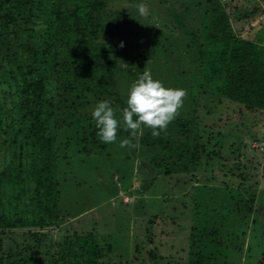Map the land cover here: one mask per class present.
I'll list each match as a JSON object with an SVG mask.
<instances>
[{"label": "trees", "instance_id": "16d2710c", "mask_svg": "<svg viewBox=\"0 0 264 264\" xmlns=\"http://www.w3.org/2000/svg\"><path fill=\"white\" fill-rule=\"evenodd\" d=\"M112 1L0 0V264H102L112 252L113 244L102 246L94 230L63 233L61 239L48 243L51 229L59 226L63 204L59 170L63 162L90 157L97 147L105 150L97 136L92 103L107 101L118 109L119 120L129 92L120 93L118 78L126 79L129 72L134 77L125 81L135 82L155 57H163L170 78H193L187 81L189 87L179 80L187 91L186 113L176 116L159 137L148 128L139 137L137 150L149 167L141 194L162 188L161 178L183 176L176 185L185 194L176 196L173 212L184 218L185 225L179 227L188 236L181 249L186 258L175 259L173 253L160 251L150 230L154 220H149L148 237L142 242L150 248L143 251L147 258L139 264H223L203 242L221 245L219 236L227 223L243 221L248 210L255 214L249 239L256 244L254 251L247 248L243 264H264V218L257 226V206L264 213V190L257 195L255 182L246 185L255 164L245 165L239 154L229 170L241 179L238 186L244 188L246 199L241 189L225 181L220 203H209L204 196L195 199L187 189L192 181H216L213 168H204L203 179L201 167L205 160L210 165L209 161L222 158L218 139L209 135L202 141L205 125L197 113L199 101L212 104L207 106L209 112L215 102L226 101L248 114L264 116V43L256 36L240 35L231 22V17L249 19L257 10L243 12L222 0H159L168 5L171 22L183 36L163 41L160 30L151 32V15L140 16L137 10L136 5L147 2L129 0L109 11ZM123 34L130 41L121 47ZM179 44H184L183 50L176 54L172 48ZM118 131L119 137L130 135L123 127ZM167 218L174 222V217ZM19 230L25 231L21 241L15 238Z\"/></svg>", "mask_w": 264, "mask_h": 264}, {"label": "rangeland", "instance_id": "374dc122", "mask_svg": "<svg viewBox=\"0 0 264 264\" xmlns=\"http://www.w3.org/2000/svg\"><path fill=\"white\" fill-rule=\"evenodd\" d=\"M143 1L149 5V14L154 24L151 32L155 33L160 30V39L163 41L166 37L170 41L173 37H183L180 29L171 22L172 17L167 10V4L159 0ZM222 1L225 5H230V8L236 6L237 9L243 12L244 10L256 9L257 12L252 13L249 19L234 21L233 17H231V22L235 31L239 32L240 35H245L249 39H253L256 36V40L264 43V0ZM128 2L129 0H113L108 5V9L112 11V7L122 8ZM175 6L180 9L178 7L179 4ZM195 24L197 22H194L193 25L195 26ZM128 30L130 31V29ZM124 33L127 32L125 31ZM126 40H129V37L123 34V38L121 37V42H119L120 45ZM125 46H127L126 43ZM183 46L184 44H179V47H173L172 49L178 54L177 51L181 53ZM132 51L136 55V47L132 48ZM148 71L151 72L154 79L160 80L164 86L170 88L182 89L179 80L184 81V86L188 85L189 87L190 80L192 81L193 78L192 75H189V80L181 78V76L179 78L176 77V79L170 78L163 57L151 58ZM133 77L134 74H129L128 72L126 79H132ZM126 79L125 75L118 78V84L121 83L119 89L122 94L125 91L129 92L130 86L134 83V81H125ZM186 99L187 97L184 103ZM99 102H102V100L98 99L92 103L94 108ZM209 105L212 104L210 103ZM209 105H207L206 100L198 102L197 113L203 127L205 125L200 134L202 141L206 140L210 135L214 136L213 140L218 139L221 142L218 150L222 158L219 160L215 158L213 161H209L210 165H207L205 160L201 170L203 171L202 178L204 179L206 175L204 168H213L216 181L210 183L207 181V183L192 181L191 184L188 183L187 189H190V194L195 199L204 196V199L209 203L213 200L215 203L217 201L220 203L224 197L221 187L232 184L235 188L241 189V197L246 199L247 194L244 192V188L238 186L241 179L237 174L231 175V172L229 173V170L236 165L235 162L239 154H241L243 156L242 162L245 165L250 166L253 163L256 166V171L252 172L251 180L246 185L249 186L255 182L256 194H260L264 190V116L248 114L244 110L242 111L239 105L226 101L218 104L215 102L210 112L208 111L209 107H207ZM119 109L122 110L121 108ZM114 110L115 113L118 112V109ZM183 110L184 107L180 109L181 112L179 111L178 115L182 112L185 114L186 112ZM121 117L122 115L119 118L121 119ZM217 132L221 133L220 137ZM120 133L118 131V134ZM140 136L139 133L135 138H132L131 134L126 137L122 134L121 137L117 136L115 143L105 144V150L97 147L90 157L82 160L81 158L70 160L69 164L62 163L59 174L61 203L63 204L60 207L59 226L51 229L52 233H50L51 235L48 238L49 244L52 241L55 242L61 239L63 233H72L74 230L79 233H85L94 230L98 234L97 240L102 246L103 243L108 244V242L113 244H111L113 246L112 252L103 258L102 264H139L140 261L147 258L143 251L150 248V245L144 244L142 240L148 237L147 233L149 231L146 230L149 227L148 221L154 220V223H151L150 230L155 235V242L160 246V251L165 254L173 253L175 259L186 258L185 252L183 253L181 249L186 247L188 232L181 230V227H179L180 225H185V221L183 217L178 219L173 212L174 199L179 194H185L184 190L176 185L177 182L178 184L182 182L184 177L173 175L172 177H164L165 179L161 178L162 188L160 185L155 189L152 187L148 190V188L144 194H141V182L147 180L149 167L141 158L140 151L137 150ZM253 138H256V141ZM125 139H131L134 146L121 148L120 142ZM244 144L246 145L244 146ZM251 158L254 162L249 161ZM207 175L211 176V171H208ZM223 181L227 184L223 183ZM201 184H207V186L203 187ZM212 186L219 187L220 191L210 192L209 189H212ZM200 188H205V190L201 191ZM160 189L161 193H159ZM166 198L168 199L166 200ZM257 209H259L257 220L259 223L257 226H259L261 222L259 220L264 218V213L261 207L257 206ZM244 214L243 218L244 220L246 218L245 221L237 222L234 226L230 222L227 223L224 233L219 236L221 245L214 246L207 239L203 242L206 250L216 251L220 255V262L223 264H243L246 260L247 248L252 247L254 251L256 243H251L249 236L250 232H252L251 224L255 214L249 210ZM168 216L174 217V222L171 223L170 219L167 218ZM24 232L19 230L15 238L18 240L22 239ZM212 239L214 238L212 237ZM139 243H141V248L135 253L136 245ZM239 247L242 248V251L238 250ZM46 249L47 247L45 246L43 250Z\"/></svg>", "mask_w": 264, "mask_h": 264}, {"label": "clouds", "instance_id": "9594fccd", "mask_svg": "<svg viewBox=\"0 0 264 264\" xmlns=\"http://www.w3.org/2000/svg\"><path fill=\"white\" fill-rule=\"evenodd\" d=\"M136 7L140 16H148L149 7L146 3L141 2ZM186 97L185 89L166 87L146 70L130 86L120 120L107 101L96 104L92 116L98 129L97 136L105 144L115 143L118 130L123 126V130L130 132L132 138L138 133L142 135L144 128L151 129L153 137H159L161 131H165L179 114ZM132 146L131 139L120 142L121 148Z\"/></svg>", "mask_w": 264, "mask_h": 264}]
</instances>
